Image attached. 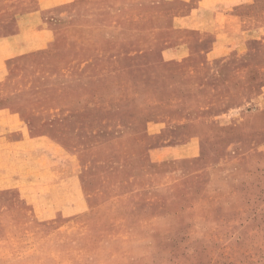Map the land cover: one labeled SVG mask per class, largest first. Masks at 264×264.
Wrapping results in <instances>:
<instances>
[{
	"label": "rangeland",
	"instance_id": "rangeland-1",
	"mask_svg": "<svg viewBox=\"0 0 264 264\" xmlns=\"http://www.w3.org/2000/svg\"><path fill=\"white\" fill-rule=\"evenodd\" d=\"M0 69V264H264V0H0Z\"/></svg>",
	"mask_w": 264,
	"mask_h": 264
},
{
	"label": "crops",
	"instance_id": "crops-1",
	"mask_svg": "<svg viewBox=\"0 0 264 264\" xmlns=\"http://www.w3.org/2000/svg\"><path fill=\"white\" fill-rule=\"evenodd\" d=\"M0 72H4L3 69H0ZM0 76H2V73L0 74ZM13 121V120H12ZM11 128H13L14 125H10ZM15 132V131H13ZM12 132V133H13ZM17 144H15L16 146ZM1 146L5 149L12 147L13 144L11 145H6V144H2L0 145V150H1ZM9 159V158H6ZM5 164H8V162L6 163V160H4ZM1 163V160H0ZM13 165V163H11ZM1 166V165H0ZM1 173V171H0ZM3 185V186H1ZM26 188L25 184H20V181L18 180H14L13 178H11V180L8 181H0V190L1 189H10V188H14V189H22V188ZM25 209L20 207V206H16V207H12L9 208L7 210H5L3 213H0V244H13V242H15V238L17 237L16 234L21 233V228L24 225H28L29 223H31L30 229L33 230V234L36 235L37 231H39V233L42 235V233H47L48 232H52L53 228L55 230H57V227H52L51 229L48 230H44L42 228V225L40 223H36L34 221H28V217L25 215ZM51 226V225H50ZM15 245V243H14ZM14 245L10 246L11 249L14 247ZM82 250L79 249L78 252H81ZM69 255V254H68ZM70 257H72V255H70Z\"/></svg>",
	"mask_w": 264,
	"mask_h": 264
}]
</instances>
